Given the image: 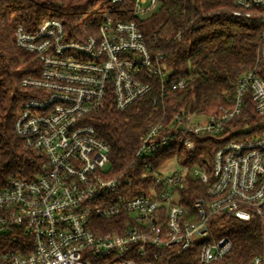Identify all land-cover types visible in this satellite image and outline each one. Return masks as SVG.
I'll list each match as a JSON object with an SVG mask.
<instances>
[{"label":"built area","instance_id":"obj_1","mask_svg":"<svg viewBox=\"0 0 264 264\" xmlns=\"http://www.w3.org/2000/svg\"><path fill=\"white\" fill-rule=\"evenodd\" d=\"M238 3L262 19L255 64L210 114L181 108L169 121L150 122L120 168L87 116L110 93L125 110L155 91L154 102H163L187 79L175 77L164 52L150 51L137 20L119 18L112 7L84 40L68 38L56 18L34 31L16 27V43L33 54L38 75L22 80L34 96L22 103L14 130L42 162L32 177L17 174L0 184V264H157L165 252L193 248L199 264H212L233 248L229 236L214 234L219 218L259 219L264 229V131H252L260 124L232 129L239 137L205 164L169 156L172 149L194 152L198 136L245 120L248 93L264 116V0ZM157 6L158 0H134L133 14L144 17ZM198 185L205 193L192 199ZM243 264H264V243Z\"/></svg>","mask_w":264,"mask_h":264},{"label":"trees","instance_id":"obj_2","mask_svg":"<svg viewBox=\"0 0 264 264\" xmlns=\"http://www.w3.org/2000/svg\"><path fill=\"white\" fill-rule=\"evenodd\" d=\"M133 3L134 0H123L121 4L111 0H0V184L17 174L32 177L42 162V157L25 147L14 130L22 103L34 96L22 80L38 75L33 54L16 43L18 25L34 31L44 20L56 18L68 31V38L84 40L97 33L104 10L112 7L119 18L137 20L150 51L164 52L167 63L175 69V77L187 79L185 88L168 91L163 102H154L155 91L125 110L117 109L110 93L104 106L87 116L86 121L110 145L115 168H120L133 153L150 122L162 118L169 121L181 108L210 114L225 102L227 94L234 92L236 79L257 60L262 19L256 12L247 15L238 0H158L157 9L146 17L133 14ZM179 31L181 38L172 39ZM242 114L246 119L235 120L223 133L198 136L194 152L172 149L169 156L178 152L183 162L205 164L219 146L239 137L232 129L244 122L260 124H255L252 131H264V116L255 111L250 93ZM198 188L197 193H189L192 199L205 193L202 185ZM213 228L216 237L229 236L233 248L212 264L247 263L263 251L264 229L259 219L242 221L223 216ZM170 254L163 253L157 264H199L195 248Z\"/></svg>","mask_w":264,"mask_h":264},{"label":"rangeland","instance_id":"obj_3","mask_svg":"<svg viewBox=\"0 0 264 264\" xmlns=\"http://www.w3.org/2000/svg\"><path fill=\"white\" fill-rule=\"evenodd\" d=\"M149 14H150V13H149ZM147 15H148V14H147ZM147 15H146V16H147ZM146 16H145V17H146ZM170 164H172L171 168H173V167H174V164H173V162H170Z\"/></svg>","mask_w":264,"mask_h":264}]
</instances>
